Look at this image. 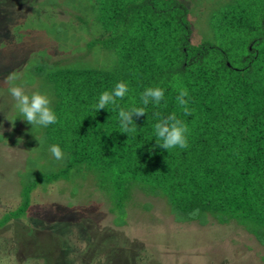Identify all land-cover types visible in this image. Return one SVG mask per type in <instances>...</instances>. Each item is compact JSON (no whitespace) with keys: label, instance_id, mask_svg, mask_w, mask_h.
<instances>
[{"label":"trees","instance_id":"obj_1","mask_svg":"<svg viewBox=\"0 0 264 264\" xmlns=\"http://www.w3.org/2000/svg\"><path fill=\"white\" fill-rule=\"evenodd\" d=\"M64 1L48 4L75 11L90 36L86 48L110 53L114 63L110 69L32 66L38 92L57 116L56 124L35 127V134L43 151L59 145L63 166L41 173L30 159L20 205L0 220V229L26 216L38 186L85 172L109 203L115 228L126 224L138 193L163 200L176 223L233 224L264 247V0H217L206 21L210 35L199 42L181 0ZM119 82L128 92L118 107L96 111L101 93ZM150 87L164 89L159 105L142 104ZM181 89L188 92L189 114L177 101ZM133 107H144L145 116H133L136 131L126 135L118 112ZM173 113L188 128V147L164 151L154 125ZM106 244L105 264L117 253L139 262L124 255L126 242L115 233H107ZM98 253L94 249L91 262Z\"/></svg>","mask_w":264,"mask_h":264},{"label":"rangeland","instance_id":"obj_2","mask_svg":"<svg viewBox=\"0 0 264 264\" xmlns=\"http://www.w3.org/2000/svg\"><path fill=\"white\" fill-rule=\"evenodd\" d=\"M46 1L0 0V220L20 205L22 176L28 173L30 159L41 173L63 166L50 149L43 151L39 145L37 128L14 107L5 78L16 73L15 85L30 96L39 90L31 68L40 61L91 69H110L114 63L110 53L86 48L90 36L84 24L77 25L75 11L50 7ZM181 2L191 10L193 41L209 37L206 21L217 0ZM91 180L85 172H72L67 181L33 190L26 216L0 229V264H105L110 232L126 242L121 250L125 256L140 260L127 261L117 253L108 264H264V247L235 225L179 224L163 200L138 193L127 207L126 224L115 228L109 203L94 192ZM94 249L99 253L91 262Z\"/></svg>","mask_w":264,"mask_h":264},{"label":"clouds","instance_id":"obj_3","mask_svg":"<svg viewBox=\"0 0 264 264\" xmlns=\"http://www.w3.org/2000/svg\"><path fill=\"white\" fill-rule=\"evenodd\" d=\"M18 79L16 73H11L5 78V82L9 85V94L14 101V107L20 116L23 117L32 127H48L57 123V116L50 107V100L46 95L34 92L30 96L26 94L21 86H16L15 81ZM128 92V86L125 82H119L111 91H104L98 98L95 105L96 111L106 109L108 106L118 107L117 101L123 99ZM188 95L186 89H181L177 97L179 105L184 106L183 111L189 114L187 101L185 97ZM164 99V89L159 87L146 88L141 94V101L144 106L150 102L159 105ZM158 115V114H157ZM145 116L144 107H133L129 110L119 109V125L121 133L130 134L136 131V125L132 117ZM154 133L157 140V146L164 151L174 148L185 149L188 147L187 126L177 118L173 113L166 118L159 119L154 125ZM39 145L43 144V140L38 141ZM50 151L56 160H62L64 154L59 145H53Z\"/></svg>","mask_w":264,"mask_h":264}]
</instances>
